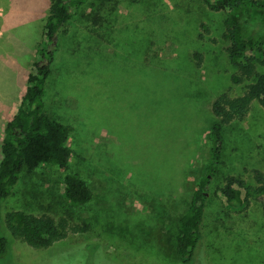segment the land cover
Masks as SVG:
<instances>
[{
  "label": "rangeland",
  "instance_id": "374dc122",
  "mask_svg": "<svg viewBox=\"0 0 264 264\" xmlns=\"http://www.w3.org/2000/svg\"><path fill=\"white\" fill-rule=\"evenodd\" d=\"M52 1L0 0V162ZM228 16L204 0H92L74 11L45 98L46 113L74 127L73 158L68 170L25 172L3 211L66 217L88 230L41 249L11 238L0 264H181L173 256L178 221L209 159L212 105L246 87L233 83L237 69L223 37ZM224 129V162L206 212L205 263L264 264V211L253 178L254 170L264 172V108L255 101ZM67 172L92 186L94 200L84 208L62 196ZM229 175L250 187L249 209L233 210L244 192L233 203L221 192Z\"/></svg>",
  "mask_w": 264,
  "mask_h": 264
},
{
  "label": "trees",
  "instance_id": "16d2710c",
  "mask_svg": "<svg viewBox=\"0 0 264 264\" xmlns=\"http://www.w3.org/2000/svg\"><path fill=\"white\" fill-rule=\"evenodd\" d=\"M92 0H53L44 31V41L38 50L34 70L16 115L7 123L0 162V259L9 252L11 238L21 239L35 248H49L66 239L70 233L88 230V224H73L69 218L59 220L47 215L12 211L4 216V203L13 195L23 174L41 166L68 170L73 158L69 145L74 127L46 113L47 84L59 48L62 33L74 16ZM212 11L224 12L223 37L229 41V59L237 71L233 83L246 85L239 96L219 95L212 105L216 121L210 129L209 159L196 178L188 210L178 221L173 256L181 264L205 263V220L215 180L220 176L225 156V129L235 119L243 118L258 101L264 108V0H204ZM206 31L208 26L203 25ZM197 57H200L197 54ZM254 193L264 211V172L254 170ZM229 203L245 193L241 208L251 205V192L246 181L234 175L224 180L220 189ZM62 196L76 209L94 200L92 186L78 172H67L63 178ZM232 210V209H231ZM222 243L219 244L221 246Z\"/></svg>",
  "mask_w": 264,
  "mask_h": 264
},
{
  "label": "built area",
  "instance_id": "2783aa9c",
  "mask_svg": "<svg viewBox=\"0 0 264 264\" xmlns=\"http://www.w3.org/2000/svg\"><path fill=\"white\" fill-rule=\"evenodd\" d=\"M2 15V9L0 8V17ZM0 34H2L1 30H0Z\"/></svg>",
  "mask_w": 264,
  "mask_h": 264
}]
</instances>
